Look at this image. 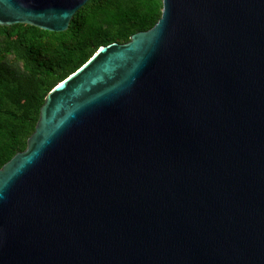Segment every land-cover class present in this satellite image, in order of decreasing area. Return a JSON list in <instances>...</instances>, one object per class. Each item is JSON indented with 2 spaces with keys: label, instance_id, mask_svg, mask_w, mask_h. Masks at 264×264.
<instances>
[{
  "label": "water",
  "instance_id": "1",
  "mask_svg": "<svg viewBox=\"0 0 264 264\" xmlns=\"http://www.w3.org/2000/svg\"><path fill=\"white\" fill-rule=\"evenodd\" d=\"M90 0H0L62 33ZM53 89L0 170V264H264V0H162Z\"/></svg>",
  "mask_w": 264,
  "mask_h": 264
},
{
  "label": "trees",
  "instance_id": "2",
  "mask_svg": "<svg viewBox=\"0 0 264 264\" xmlns=\"http://www.w3.org/2000/svg\"><path fill=\"white\" fill-rule=\"evenodd\" d=\"M162 0H90L66 32L0 26V170L26 151L49 93L102 47L152 29Z\"/></svg>",
  "mask_w": 264,
  "mask_h": 264
}]
</instances>
